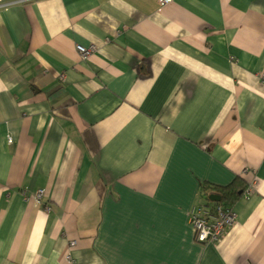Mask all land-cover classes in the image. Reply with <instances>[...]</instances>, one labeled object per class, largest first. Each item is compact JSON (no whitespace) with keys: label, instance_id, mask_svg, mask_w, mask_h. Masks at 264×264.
<instances>
[{"label":"crops","instance_id":"crops-1","mask_svg":"<svg viewBox=\"0 0 264 264\" xmlns=\"http://www.w3.org/2000/svg\"><path fill=\"white\" fill-rule=\"evenodd\" d=\"M261 73L264 0H0V264H264Z\"/></svg>","mask_w":264,"mask_h":264},{"label":"built area","instance_id":"built-area-1","mask_svg":"<svg viewBox=\"0 0 264 264\" xmlns=\"http://www.w3.org/2000/svg\"><path fill=\"white\" fill-rule=\"evenodd\" d=\"M173 1L174 0H158L162 6L169 5L173 3ZM77 50L82 58L87 59L96 52L97 47H84L78 45ZM260 78L264 82V73L260 75ZM9 142L12 143L13 139L10 138ZM245 193L250 194V190L246 189L242 193V196ZM24 196L26 199H33L36 202H40L44 197V191L40 190L34 195H29L27 192H24ZM190 222L194 229L196 242L201 244L217 243L224 237L226 231L236 224L237 214L234 207L225 208L215 204L210 206L200 202L194 206L191 212ZM75 244L76 242H72L71 246L73 247Z\"/></svg>","mask_w":264,"mask_h":264},{"label":"trees","instance_id":"trees-1","mask_svg":"<svg viewBox=\"0 0 264 264\" xmlns=\"http://www.w3.org/2000/svg\"><path fill=\"white\" fill-rule=\"evenodd\" d=\"M245 186V181L239 178L226 187H218L208 183H203L201 197H205L206 200L209 201L212 195H218L221 197V201L215 205H220L225 208H232L242 196Z\"/></svg>","mask_w":264,"mask_h":264},{"label":"water","instance_id":"water-1","mask_svg":"<svg viewBox=\"0 0 264 264\" xmlns=\"http://www.w3.org/2000/svg\"><path fill=\"white\" fill-rule=\"evenodd\" d=\"M210 200H211L212 202H220V201H221V197L218 196V195H212V196L210 197Z\"/></svg>","mask_w":264,"mask_h":264},{"label":"bare ground","instance_id":"bare-ground-1","mask_svg":"<svg viewBox=\"0 0 264 264\" xmlns=\"http://www.w3.org/2000/svg\"><path fill=\"white\" fill-rule=\"evenodd\" d=\"M262 74V73H261ZM260 74V75H261ZM72 248H76V244L72 247ZM68 261H72V257L71 256H68L67 258H66Z\"/></svg>","mask_w":264,"mask_h":264}]
</instances>
